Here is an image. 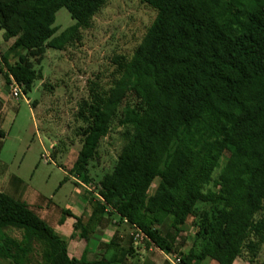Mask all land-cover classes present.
Listing matches in <instances>:
<instances>
[{
	"label": "trees",
	"instance_id": "trees-1",
	"mask_svg": "<svg viewBox=\"0 0 264 264\" xmlns=\"http://www.w3.org/2000/svg\"><path fill=\"white\" fill-rule=\"evenodd\" d=\"M139 1L155 16L130 54L111 55L105 82L100 74L88 82L76 112L86 126L70 173L88 182L84 170L116 120L126 129L125 142L101 183L93 210L99 226L116 215L148 243L176 254L180 264L206 258L232 264L244 253L264 264V256L255 261L264 241V0ZM98 6L86 0H0L3 40H13L1 53L5 81L12 77L30 91L43 73L29 58L40 61L46 46L77 45ZM61 7L74 23L54 36ZM15 49L25 54L11 64L5 53ZM129 92L140 106L120 109ZM4 135L0 129V142ZM38 206L0 191V231L23 235L18 240L0 232V257L31 264L34 242L42 246L43 264H124L127 254H135L132 235L127 247L114 233L101 246L121 248L119 259L70 257ZM167 218L177 230L191 219L200 247L170 245L162 236ZM75 228L87 238L81 221Z\"/></svg>",
	"mask_w": 264,
	"mask_h": 264
},
{
	"label": "rangeland",
	"instance_id": "rangeland-1",
	"mask_svg": "<svg viewBox=\"0 0 264 264\" xmlns=\"http://www.w3.org/2000/svg\"><path fill=\"white\" fill-rule=\"evenodd\" d=\"M97 2L99 6L90 18L91 26L81 30L77 45L62 50L46 46L40 61L29 58L36 69L42 70L43 79L36 81L30 91L24 92L19 85L21 93L17 98L11 95L12 77L9 82L5 81L8 71L1 57L13 40L4 41L0 29V129L5 133L0 142V191L39 205L37 212L51 223L48 224L64 241L70 257L81 258L86 254L87 259L102 255L119 259L121 248L101 246V242H108L116 233L122 237L120 245L127 247V236L132 235L135 254H127L124 264H175L176 254L165 253L154 243H148L144 236L135 238L136 228L120 223L116 215L105 228L97 224L99 216L93 210L97 208L101 183L111 172L125 142L126 129L116 120L99 141L94 157L84 170L88 182L70 173L82 144L79 133L86 126L76 119V112L81 98L87 96L88 82L97 74L105 82L111 55L121 51L130 54L155 16V12L139 0H86L87 4ZM73 23L67 8L58 9L52 25L56 27L54 36ZM24 52L15 49L5 55L13 64ZM126 104L140 106V100L129 92L120 109ZM11 177L16 179L11 181ZM156 183L155 180L150 191ZM77 220L86 227L85 239L79 237V230L75 228ZM190 221L188 219L177 230L171 225V218H167L162 225V236L182 251L192 246L197 250L201 243L195 238V228L190 226ZM1 233L23 239L22 232L16 229ZM41 252L42 246L34 242L29 253L31 264H43ZM263 256L264 241L255 261ZM0 264H13L12 257H0ZM199 264L218 263L206 258ZM232 264L255 262H250L244 253Z\"/></svg>",
	"mask_w": 264,
	"mask_h": 264
},
{
	"label": "built area",
	"instance_id": "built-area-1",
	"mask_svg": "<svg viewBox=\"0 0 264 264\" xmlns=\"http://www.w3.org/2000/svg\"><path fill=\"white\" fill-rule=\"evenodd\" d=\"M12 90H11V95L15 98H17V96L21 93V88L19 86V84L17 82H15L13 79H12ZM134 236L135 238H138V239H142V237L144 236V234L142 232H136L134 233ZM174 262L175 264H180V258L176 255H174Z\"/></svg>",
	"mask_w": 264,
	"mask_h": 264
},
{
	"label": "crops",
	"instance_id": "crops-1",
	"mask_svg": "<svg viewBox=\"0 0 264 264\" xmlns=\"http://www.w3.org/2000/svg\"><path fill=\"white\" fill-rule=\"evenodd\" d=\"M4 119H5V118H3V122H4Z\"/></svg>",
	"mask_w": 264,
	"mask_h": 264
}]
</instances>
